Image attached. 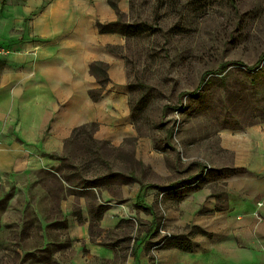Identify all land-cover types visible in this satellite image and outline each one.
Listing matches in <instances>:
<instances>
[{
    "label": "crops",
    "instance_id": "crops-1",
    "mask_svg": "<svg viewBox=\"0 0 264 264\" xmlns=\"http://www.w3.org/2000/svg\"><path fill=\"white\" fill-rule=\"evenodd\" d=\"M98 1L96 8L91 0H7L2 9L0 0V37L15 40L22 28L15 44H0V180L29 170L57 174L60 217L48 230L63 229L78 263L114 261L123 250L120 264H152L151 253L157 264H264V121L222 130L227 158L202 170L170 160L134 124L116 49L124 35L99 31L98 21L118 15ZM83 125L95 126L99 145L129 147L133 164L118 172L131 182L62 179V156ZM162 226L174 235L194 229L193 249L162 246Z\"/></svg>",
    "mask_w": 264,
    "mask_h": 264
},
{
    "label": "rangeland",
    "instance_id": "rangeland-1",
    "mask_svg": "<svg viewBox=\"0 0 264 264\" xmlns=\"http://www.w3.org/2000/svg\"><path fill=\"white\" fill-rule=\"evenodd\" d=\"M121 12L124 42L116 49L126 62L139 133L190 173L226 159L221 131L264 121V0H128ZM17 30L15 40L2 36L0 44H15ZM93 131L89 125L70 139L57 170L62 179L130 182L118 172L133 164L129 147L99 145ZM61 184L46 169L0 180V264H120L123 250L114 261L78 263L63 229L48 230L52 216L60 217ZM158 232L173 234L166 226ZM151 259L157 264L153 253Z\"/></svg>",
    "mask_w": 264,
    "mask_h": 264
},
{
    "label": "trees",
    "instance_id": "trees-1",
    "mask_svg": "<svg viewBox=\"0 0 264 264\" xmlns=\"http://www.w3.org/2000/svg\"><path fill=\"white\" fill-rule=\"evenodd\" d=\"M7 3V0H2V9H4L5 5ZM110 4L112 5V7L116 10L117 15H118V19L115 21H111L109 23H101L98 21V28L100 32H119L124 34V29L122 27H120V21H121V17L123 15V13L120 11V9L117 6V3L113 2L112 0H110ZM204 81V78H202V82ZM94 97H96L95 94H93ZM89 125H83L79 128H75L73 131V135L72 137L75 136V134L77 132H79V130L87 127ZM93 126V125H92ZM95 129V126H93ZM158 148V147H157ZM158 150H160L158 148ZM130 182H131V178H130ZM194 232V229L189 233V234H170V235H163L161 240L159 241L160 244H162V246L164 247H178L181 249H184L186 251H191L193 249V244H192V233Z\"/></svg>",
    "mask_w": 264,
    "mask_h": 264
},
{
    "label": "built area",
    "instance_id": "built-area-1",
    "mask_svg": "<svg viewBox=\"0 0 264 264\" xmlns=\"http://www.w3.org/2000/svg\"><path fill=\"white\" fill-rule=\"evenodd\" d=\"M11 41V40H10ZM163 231V230H162ZM165 233V232H164ZM171 233H166V234H164V235H170Z\"/></svg>",
    "mask_w": 264,
    "mask_h": 264
}]
</instances>
